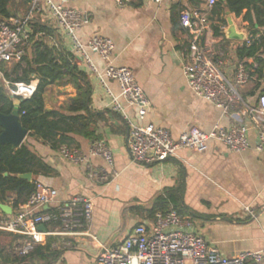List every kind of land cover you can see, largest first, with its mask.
I'll return each instance as SVG.
<instances>
[{"label":"crops","instance_id":"obj_1","mask_svg":"<svg viewBox=\"0 0 264 264\" xmlns=\"http://www.w3.org/2000/svg\"><path fill=\"white\" fill-rule=\"evenodd\" d=\"M55 1L88 15L89 23L77 33L83 44L96 36L114 42V66L132 70L151 102L146 123L167 129L175 140L193 127L209 133L217 125L223 128L247 125L250 127V149L234 153L217 140H210L203 152L185 150L179 153L180 159L154 166L136 164L129 153L128 133H122L120 123L107 117V122L99 123L97 134L114 153V169L110 171L101 158L90 159L95 172L109 175L108 182H101L92 179L85 166L65 161L51 143L28 134L24 143L48 168V172H40L37 181L58 192L57 202L44 208L47 213L43 214L57 213L61 205L74 197L90 199L94 205L89 232L97 241L87 237H47L41 247L54 240L49 253L56 257L53 264H96L101 245L116 246L124 242L137 225L153 221L148 211L155 201L161 196L167 198V192L182 184L184 215L192 218L195 231L210 247L228 258L244 252L264 251V153L255 150L258 131L250 116L242 110L224 115L215 105L196 96L183 71L189 34L182 28L181 13L203 11L206 0H165L161 5L135 0L125 7L116 5L113 0ZM30 3L31 0H13L14 16H26ZM231 15L240 30L249 31L242 18ZM211 21L219 23L216 17ZM34 24L50 29L60 45L70 51L68 38L46 11L35 16ZM227 28L228 24L224 25V31ZM36 35L39 39L45 36L42 33ZM46 39L55 41L50 36ZM225 39L213 36L217 45L226 51L223 70L232 78L238 61L236 50L241 42ZM89 56L98 69L105 68L106 63L98 55L89 52ZM77 59L84 69L80 58ZM86 73L93 87L91 110L111 111L103 89L93 74L87 70ZM257 82L242 88L244 98L251 106L257 104L264 88L263 83L259 87ZM109 86L116 95L120 94L117 82L110 81ZM65 87L68 94L61 90L53 98V104L49 102V91L46 93L47 110L65 107L75 97L73 87ZM129 114L136 117L132 110ZM74 139L73 147L88 155L94 143L80 136H74ZM42 226L46 231L59 228L56 224ZM66 241L72 242L70 248L64 247ZM250 264H264V258L260 263Z\"/></svg>","mask_w":264,"mask_h":264},{"label":"built area","instance_id":"obj_2","mask_svg":"<svg viewBox=\"0 0 264 264\" xmlns=\"http://www.w3.org/2000/svg\"><path fill=\"white\" fill-rule=\"evenodd\" d=\"M113 1L116 5L125 7L135 0ZM141 1L161 5L165 0ZM216 3L217 0H206L203 11L181 13L182 28L189 34V48L183 60V71L190 90L199 98L215 105L224 115L242 110L250 116L258 131L255 150L264 153V95L260 94L257 104L251 106L242 92L243 87L257 80L254 76L257 65L253 58L245 59L237 61L232 78L224 72L226 51L213 40V26L224 31V24L211 21ZM44 11L57 22L68 38L70 52L80 58L84 70L93 74L108 99L110 110L121 115L126 122L128 148L134 163L154 166L171 159H180L179 153L185 150L205 151L210 140H217L234 153H244L250 149V127L247 125L230 128L217 125L209 133L193 127L175 140L167 129L146 123L151 102L132 70L114 66V42L96 36L83 44L77 33L89 23L88 15L55 0H31L26 16L0 20V66L22 62L31 49L33 40L38 37L34 31L35 16ZM260 37L261 34L253 35L249 30L246 41L241 42L240 47L245 44L251 46ZM89 52L98 55L106 63L103 70L95 66ZM110 81L118 83L121 90L119 95L111 90ZM3 83L13 101H24L33 97L38 81L11 83L4 79ZM129 110L135 112L136 117L131 116ZM59 154L73 165L85 166L90 177L101 182H108L109 175L95 172L90 159L101 158L110 171L115 166L114 153L103 141L95 142L88 155L67 145L60 147ZM57 199V190L37 182L36 190L28 202L16 210L12 208V215L0 210V232L20 238V256L32 254L45 244L47 237H87L97 241L89 232L94 216L92 200L74 197L61 205L57 213L43 214L45 206L57 202ZM246 210L254 216L249 208ZM47 224H56L59 228L55 231H40V226ZM71 246V241L64 243L65 248ZM53 247L57 248V245L53 244ZM263 258L264 251L244 252L235 258L226 257L210 247L206 239L195 231L191 217L180 215L178 211L171 209L167 213H156L153 221L147 224L137 225L124 242L113 247L101 245L96 264H250L260 263Z\"/></svg>","mask_w":264,"mask_h":264},{"label":"trees","instance_id":"obj_3","mask_svg":"<svg viewBox=\"0 0 264 264\" xmlns=\"http://www.w3.org/2000/svg\"><path fill=\"white\" fill-rule=\"evenodd\" d=\"M12 2L13 0H0V20L14 16L11 9ZM227 11L237 18H242L253 35L261 34L260 39L251 46L245 44L236 50L238 61L254 59L257 65L254 76L260 87L262 83L264 84V0H217L211 19L216 17L218 22L227 25L225 19ZM213 30L216 38L221 37L226 40L217 26H213ZM34 31L35 34L42 33L45 36L33 40L31 58L26 55L22 62L14 64L10 71L5 68L7 65L0 66V113L10 115L14 110V101L4 88V79L11 83H30L32 80H37L33 97L22 101L20 106V123L29 131V137L51 143L52 147L58 150L64 145L73 147L74 136L95 143L102 140L97 134L98 125L107 122V117L120 123L122 133H128V126L121 115L109 110L105 112L91 110L93 87L89 76L79 66L77 57L60 45L55 33L39 24H34ZM47 36L56 42L48 41ZM33 75L35 78H32ZM54 85H71L75 97L65 107L47 110L45 95ZM261 94L264 95V88ZM40 172H48V168L31 151L28 144L24 143L16 150L11 145H0V203L11 205L14 210L26 204L36 190ZM25 174H32V181L20 177ZM182 192L183 184L167 192V198L159 197L153 208L148 211L149 217L154 219L156 213H167L171 209L184 215L181 208ZM4 235L8 239L4 242L0 240V264L54 263L56 257L49 254L50 245L54 240H50L46 247L39 246L29 256L22 257L20 238L0 232V236Z\"/></svg>","mask_w":264,"mask_h":264},{"label":"water","instance_id":"obj_4","mask_svg":"<svg viewBox=\"0 0 264 264\" xmlns=\"http://www.w3.org/2000/svg\"><path fill=\"white\" fill-rule=\"evenodd\" d=\"M225 19L228 24V28L224 31V36L229 41L244 42L247 39L248 31L240 30L237 24L234 22L230 11L226 12ZM35 78V75L32 76ZM22 101H14V110L10 115H4L0 113V127L2 133L0 134V145L7 144L11 145L14 150L19 149L27 138L29 131L25 129L20 123V106ZM7 175V174H6ZM22 179L32 181V174H25L20 176ZM48 206H45L47 209ZM0 210L7 214L12 215L13 209L11 206L0 203ZM40 231L45 232L44 226L40 227Z\"/></svg>","mask_w":264,"mask_h":264},{"label":"rangeland","instance_id":"obj_5","mask_svg":"<svg viewBox=\"0 0 264 264\" xmlns=\"http://www.w3.org/2000/svg\"><path fill=\"white\" fill-rule=\"evenodd\" d=\"M27 56L29 57V58H31V56H32V49L31 50H29V52L27 53ZM12 66L13 65H7V66H5V68L7 69V70H9L10 71V69L12 68ZM25 67V66H24ZM61 90H63L64 92H65V94H68V91H67V89H66V87L65 86H57V85H54V86H52L51 88H50V90H49V94H48V96H49V102L50 103H52L53 104V98L55 97V95H57V94H59L60 93V91ZM3 233V232H2ZM8 239V237L7 236H0V240L2 241L3 240V242L5 241V240H7ZM9 241V240H8Z\"/></svg>","mask_w":264,"mask_h":264}]
</instances>
